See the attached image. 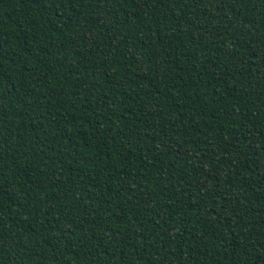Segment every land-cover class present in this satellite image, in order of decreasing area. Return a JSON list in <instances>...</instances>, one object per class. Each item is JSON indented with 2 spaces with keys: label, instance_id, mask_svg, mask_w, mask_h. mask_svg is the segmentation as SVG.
<instances>
[{
  "label": "trees",
  "instance_id": "trees-1",
  "mask_svg": "<svg viewBox=\"0 0 264 264\" xmlns=\"http://www.w3.org/2000/svg\"><path fill=\"white\" fill-rule=\"evenodd\" d=\"M0 264H264V0H0Z\"/></svg>",
  "mask_w": 264,
  "mask_h": 264
}]
</instances>
